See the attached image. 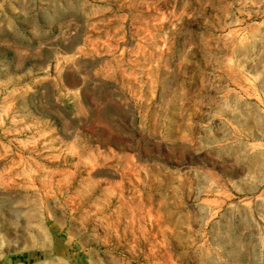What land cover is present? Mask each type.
<instances>
[{"label": "rangeland", "instance_id": "rangeland-1", "mask_svg": "<svg viewBox=\"0 0 264 264\" xmlns=\"http://www.w3.org/2000/svg\"><path fill=\"white\" fill-rule=\"evenodd\" d=\"M0 264H264V0H0Z\"/></svg>", "mask_w": 264, "mask_h": 264}]
</instances>
